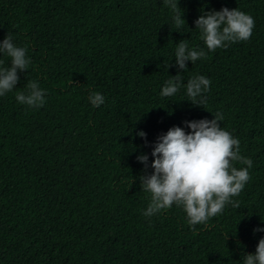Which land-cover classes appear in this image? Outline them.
Listing matches in <instances>:
<instances>
[{
    "label": "trees",
    "instance_id": "obj_1",
    "mask_svg": "<svg viewBox=\"0 0 264 264\" xmlns=\"http://www.w3.org/2000/svg\"><path fill=\"white\" fill-rule=\"evenodd\" d=\"M175 27L163 0H0V42L27 47L29 70L0 96V264H242L264 232V0H179ZM238 8L255 20L247 42L208 52L195 29L202 11ZM204 49L183 83L210 79L204 108L186 88L162 97L175 76L176 44ZM3 66L10 58L0 54ZM170 64L168 69L166 65ZM36 81L45 104L16 101ZM100 93L105 103L91 104ZM240 140L250 181L206 224L175 204L151 217L152 145L173 126L214 118ZM144 131L142 139L137 135ZM149 155L147 172L137 160ZM237 168L246 167L237 163Z\"/></svg>",
    "mask_w": 264,
    "mask_h": 264
},
{
    "label": "clouds",
    "instance_id": "obj_2",
    "mask_svg": "<svg viewBox=\"0 0 264 264\" xmlns=\"http://www.w3.org/2000/svg\"><path fill=\"white\" fill-rule=\"evenodd\" d=\"M163 3L173 12V22L179 31L186 23L179 0H163ZM194 23L208 52L249 41L255 27L251 15L238 8L229 10L227 7L218 11H202ZM176 45L178 71L165 82L160 95L172 97L184 87L187 100L204 108L210 79L199 75L188 79L185 84L182 73L187 69V61L194 64L199 59H206L207 52L190 48L185 39ZM0 54L10 58V66L7 67L0 61V96H4L16 88L20 79L18 72L29 70L31 59L27 56V47H18L9 33L0 42ZM169 67L171 65L167 64L166 68ZM27 88V94L16 93V101L32 108L43 107L45 90L36 81H30ZM89 100L95 107L105 103V97L100 93H92ZM211 113L214 116L211 120L185 121L190 131L173 126L156 138L151 152L153 171L140 176L142 191L150 193V201L142 213L145 217L157 215L175 204L183 209L188 224L194 228L221 215L228 205L240 209L239 200L233 198L238 197L250 181L249 169L253 162L240 154V140L221 127L223 114ZM137 135L147 143L144 131ZM137 160L147 172L149 155L141 153ZM237 163L246 167L237 168ZM256 232H264V228L253 229V233ZM242 264H264V237L260 238L255 253L243 255Z\"/></svg>",
    "mask_w": 264,
    "mask_h": 264
}]
</instances>
